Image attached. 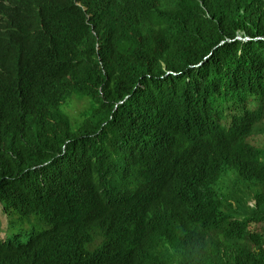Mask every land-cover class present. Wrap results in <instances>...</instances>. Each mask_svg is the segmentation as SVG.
Here are the masks:
<instances>
[{
  "label": "trees",
  "instance_id": "1",
  "mask_svg": "<svg viewBox=\"0 0 264 264\" xmlns=\"http://www.w3.org/2000/svg\"><path fill=\"white\" fill-rule=\"evenodd\" d=\"M16 13L0 24V201L49 225L30 245L81 225L103 238L98 264H264V0ZM166 169L172 214L144 225L138 192ZM19 246L0 238V264Z\"/></svg>",
  "mask_w": 264,
  "mask_h": 264
},
{
  "label": "clouds",
  "instance_id": "2",
  "mask_svg": "<svg viewBox=\"0 0 264 264\" xmlns=\"http://www.w3.org/2000/svg\"><path fill=\"white\" fill-rule=\"evenodd\" d=\"M20 0H0V24L14 22L8 15L17 18L16 8ZM76 4L85 12L86 7L81 2ZM90 17V15H88ZM246 38V39H244ZM239 40H251L249 37H237ZM171 174L168 169L157 175L153 180L154 189L150 192L142 190L138 194H145V202L140 207L143 211L144 225L170 217L173 210L174 195L170 189ZM126 204L134 223L135 221L130 207ZM254 206L253 203L248 204ZM6 217L9 220L7 227L4 229L0 221V238L6 240L8 236L20 235V246L17 248V255L14 264H53V255H56L60 264H64L66 259L71 256L82 258L86 264H98V251L102 245L103 238L92 230L78 225L69 229L67 227L65 234H61L60 240L54 245H48L42 241H35L30 245L31 233L40 234L49 229V225L39 216H21L13 213L3 202L0 201V217ZM22 222L23 224H20ZM19 225H32V231L28 233L29 238L24 241L23 236L27 233L25 227ZM28 242V243H27ZM4 258L0 257V262ZM71 264V260H70Z\"/></svg>",
  "mask_w": 264,
  "mask_h": 264
},
{
  "label": "rangeland",
  "instance_id": "3",
  "mask_svg": "<svg viewBox=\"0 0 264 264\" xmlns=\"http://www.w3.org/2000/svg\"><path fill=\"white\" fill-rule=\"evenodd\" d=\"M246 39V38H244ZM256 143L258 146H261L264 149V136H258V138L256 139ZM0 221H1V226L2 228H6L7 224L9 223V220L6 217H0ZM32 225H26L25 229L27 231V233L23 236V240L26 241L29 238L28 233H30L32 231ZM19 228V226H18Z\"/></svg>",
  "mask_w": 264,
  "mask_h": 264
},
{
  "label": "bare ground",
  "instance_id": "4",
  "mask_svg": "<svg viewBox=\"0 0 264 264\" xmlns=\"http://www.w3.org/2000/svg\"><path fill=\"white\" fill-rule=\"evenodd\" d=\"M22 227L24 228L25 226L22 225Z\"/></svg>",
  "mask_w": 264,
  "mask_h": 264
},
{
  "label": "water",
  "instance_id": "5",
  "mask_svg": "<svg viewBox=\"0 0 264 264\" xmlns=\"http://www.w3.org/2000/svg\"><path fill=\"white\" fill-rule=\"evenodd\" d=\"M20 224H23L22 222H20Z\"/></svg>",
  "mask_w": 264,
  "mask_h": 264
}]
</instances>
